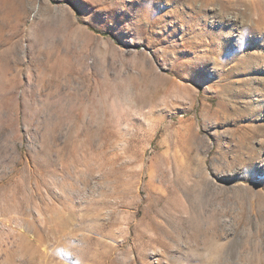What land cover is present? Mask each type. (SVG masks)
<instances>
[{"label": "rangeland", "instance_id": "1", "mask_svg": "<svg viewBox=\"0 0 264 264\" xmlns=\"http://www.w3.org/2000/svg\"><path fill=\"white\" fill-rule=\"evenodd\" d=\"M0 264H264V0H0Z\"/></svg>", "mask_w": 264, "mask_h": 264}]
</instances>
